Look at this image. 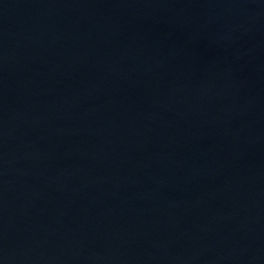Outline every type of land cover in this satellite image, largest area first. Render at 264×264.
<instances>
[{"label": "water", "instance_id": "obj_1", "mask_svg": "<svg viewBox=\"0 0 264 264\" xmlns=\"http://www.w3.org/2000/svg\"><path fill=\"white\" fill-rule=\"evenodd\" d=\"M0 264H264V0H0Z\"/></svg>", "mask_w": 264, "mask_h": 264}]
</instances>
